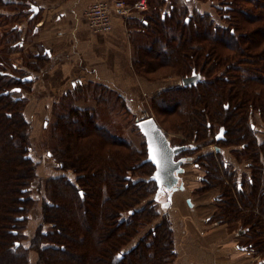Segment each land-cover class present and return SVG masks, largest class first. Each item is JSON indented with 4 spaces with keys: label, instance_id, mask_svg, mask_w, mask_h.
<instances>
[{
    "label": "trees",
    "instance_id": "1",
    "mask_svg": "<svg viewBox=\"0 0 264 264\" xmlns=\"http://www.w3.org/2000/svg\"><path fill=\"white\" fill-rule=\"evenodd\" d=\"M188 1L180 4L187 5ZM225 1L218 4V10L227 28L212 27L203 13H192V20L191 15L179 20L178 16L170 14L174 6L165 7L169 13L161 12L159 18L156 15L155 23L161 29L153 38L154 43L163 44V49L168 47V51L157 53L156 61L147 59L141 62L142 57H137V69L147 67V71H141L143 74H155L160 70L164 75L175 73L180 77L192 71L201 72L203 81L196 86L171 89L175 99L170 111L179 110L180 116L170 115L158 123L160 126L163 123L164 130H173L176 125L174 128L182 132L181 137L195 141L205 138L217 126H224L228 130L227 144L243 146L241 152L249 151L252 158H258L261 152L264 154V139L258 143L249 121L256 117L264 129V4L258 6L256 3L260 0ZM152 16L149 18L153 20ZM141 23L145 29L149 21L145 19ZM167 23L170 24L166 26ZM12 31L10 38L18 34L15 29ZM194 37L196 40H192ZM221 38H224L225 45L220 42ZM168 41L170 45H167ZM8 43H11V52L20 49L17 40L9 39ZM144 45L140 49H144ZM37 56L38 59L44 57L41 53ZM8 65L9 73H0V254L3 252L0 264H27L26 252L17 248L13 241L18 231L11 227L24 219L19 215L24 209L17 204L24 202L23 196L35 176V165L29 155L30 123L23 116L24 99L14 98L12 94L17 88L22 90L20 82L27 80L31 83V80L26 74L18 76V70L23 67L17 69L15 63ZM222 70L230 75L222 76L223 71L218 76ZM80 93L71 95L67 91L52 109L57 115L48 152L61 173L47 181L43 221L50 224L51 232L40 233L39 237L55 244H44L38 249L39 263L132 264L128 261L134 256L141 264L145 261L148 264H169L168 259L175 254L173 242L167 246L164 235L158 233L163 225L169 226L165 216H161L162 223L150 228L130 250L123 251L124 245L145 223H152L160 217L153 199L141 209H134L155 192L156 187L149 180L153 168L146 161L145 144L141 151H137L125 139L93 126L97 122V111L74 106L76 98L91 94L82 92L78 95ZM74 126L84 127L86 132H82L85 134L72 130ZM110 143L116 149H108L106 145ZM207 163L208 178L211 176L213 180V176L218 177L217 168L213 160H207ZM258 170L260 173V168ZM68 172L71 175H66ZM259 179L260 174L258 182L261 183ZM115 186L119 190L117 197L122 199L118 200L123 202L121 207L117 206V200L116 203L113 201ZM240 206L246 209L258 207L262 211L245 213L233 199H228L212 218L221 223H238L251 238L252 244L247 248H264L263 201L241 200ZM148 238L150 242L147 243ZM74 252L84 253L78 259L80 262L75 261Z\"/></svg>",
    "mask_w": 264,
    "mask_h": 264
},
{
    "label": "rangeland",
    "instance_id": "2",
    "mask_svg": "<svg viewBox=\"0 0 264 264\" xmlns=\"http://www.w3.org/2000/svg\"><path fill=\"white\" fill-rule=\"evenodd\" d=\"M184 0H167L166 6H174L172 10H170V14L175 15L176 17H179L180 19H183L190 16L192 13L194 14H201L203 13L208 17V21L211 22L212 27L216 26L227 28V23L224 22L221 18L220 11L218 10V4H224L226 2L225 0H190L187 5L184 4L181 5ZM29 4H31L30 1H28ZM151 3H154V0H147V10L137 13L139 15L140 19H147L149 21V24L145 29L141 26V24H138V22L131 23L130 26H133V28H138L139 31H134L128 33L129 37V46L130 48V54H129V61L130 66L127 70V73L129 75H126L125 82H124V93L125 96H120L117 92L114 91H106L104 88H101L100 86H93L92 91L90 93L95 96V102H96V120L97 122L93 124L96 127L104 128L107 132H109L114 137L123 138L126 141H128L133 148H135L137 151H141L143 149L144 140L141 134L139 133L137 128L135 127L134 123L137 121L140 117L143 116H152L155 117L158 122H160L168 116L176 117L180 116L179 110L170 111L173 107L172 100L175 99V97H172V90L175 85H171V83H175L176 81H179L181 78L180 76H176L175 73H171L168 75H164L162 71H158L155 74H143L145 70L147 71L148 68H139L137 69L136 60L137 57L141 56V62L147 59L156 61L157 53H166L168 51V47H165L163 49V44L161 43H154L156 40L153 38L154 36H158L156 32L160 31V25L156 24L155 21L157 20L156 15H159L163 13H169L168 10H163L160 7H157L155 5L152 6ZM247 3H242V5H246ZM258 6H261L264 4V0H260ZM249 6V5H248ZM247 7V6H245ZM249 8V7H248ZM253 7H250L249 9H252ZM153 10H157L154 13H152ZM137 11H134V13ZM154 14V15H153ZM136 15V14H133ZM153 15V16H152ZM149 16L153 17V20L149 18ZM168 17V15H166ZM191 20L193 19V16L191 15ZM16 20V19H15ZM128 20L126 21V23ZM10 24H14V22H11V20L7 23V26L3 28L0 27V46L5 44L4 39H13V42L19 38V35H14L11 38V34L8 37H3V32L6 30H10ZM170 23H167L166 26H168ZM128 26V24H127ZM163 30V29H162ZM227 30V29H226ZM229 30V29H228ZM226 33V31H223ZM228 32V31H227ZM197 34V33H196ZM199 35V34H197ZM163 36V35H162ZM25 36L24 38V44L21 46L20 49L16 48L13 49V52H11V56L8 59L9 64H16L19 74L18 76L28 75L30 76V80L32 81V75L37 74L41 67L43 66V61L41 62L40 59H38L37 54H40V47L33 43L32 38H28ZM225 38V37H224ZM224 38H221L220 42L224 44ZM32 40V41H31ZM192 40H196V37L192 38ZM149 42V43H147ZM145 45H144V44ZM221 43V44H222ZM141 45H144V49H140ZM167 45H170V42L168 41ZM225 45V44H224ZM139 53V54H138ZM37 56V58H36ZM139 57V58H141ZM144 58V59H143ZM242 69L245 68V65L241 66ZM142 71V72H141ZM224 73L222 74V72ZM221 73L217 72L218 76L222 74L224 76L225 74L229 76L230 74L225 72V70L220 71ZM215 73L214 76L217 75ZM158 76V77H156ZM217 77V76H216ZM214 77H211L210 79H213ZM29 80V81H30ZM205 80V79H204ZM21 84V91L20 92H14L12 96L20 97L24 99V108L27 105V99H26V92H28L30 89V86L32 83L28 82L27 80H24L20 82ZM133 83H134V89H133ZM89 87V86H88ZM89 90L91 88L89 87ZM122 93V92H121ZM82 92L78 95H81ZM77 95V96H78ZM117 95L120 97L118 98ZM69 98H72L69 96ZM117 100L116 102H114ZM60 101V100H59ZM58 102H55L51 109H50V116L48 118H45L43 121L38 120L37 123L32 121L33 118L30 120L27 118L28 122L30 123V131H29V139L28 144L30 148V159L35 165L34 170V177L31 179L29 183V187L27 194H25L24 202L18 203L17 205L21 206L24 210L19 215H22L24 217L23 220H19L20 222H17L14 226V228L11 227V229H15L18 231V235L13 239L15 241V246L19 248L20 250H24L27 255V264H40L38 260V249L42 248V246L45 244L46 246L55 244L51 242H45V240L40 239V233H46L51 232V226L48 223H44L43 216H44V204L47 200V181L54 177V175L61 173L58 171L57 167H55L56 163L54 162V159L49 156V149L51 148L52 141L50 140V137L54 135V124L53 121L55 120V115L52 113L53 106L55 104H58ZM71 101V100H70ZM99 101V102H98ZM134 101V102H133ZM74 102V101H73ZM72 102V103H73ZM188 104V102H187ZM75 106V105H74ZM186 107L185 109H187ZM180 109V108H179ZM93 110V109H90ZM168 110L170 112H168ZM57 113V112H56ZM186 111L182 114L181 117L184 118ZM23 116L25 118L24 110H23ZM168 121V118H167ZM177 120L174 119V124H176ZM252 122L255 125H258L259 122L257 121L256 117L252 118ZM161 126H164L163 123ZM176 125H174L175 127ZM173 130L166 129V133L168 135H172V139L179 141L180 136L182 135L181 131H178L177 128H174ZM165 128V127H164ZM167 128V127H166ZM75 132H82L86 129L84 127L74 126L72 128ZM103 131V130H102ZM86 132V131H85ZM85 132H82L81 134H85ZM104 132V131H103ZM51 141V142H50ZM110 146V147H109ZM114 145L107 144L106 147L111 150V147L116 149V147H113ZM87 148V147H86ZM91 148V144L88 146V149ZM124 149V148H121ZM92 150H94L92 148ZM101 150V148H100ZM70 172L66 173V175H71ZM195 182L192 184V186H195ZM192 188V187H191ZM117 191L118 187L115 186L114 192H113V201L116 203L117 200V206L121 207L123 205V202L121 201V198L117 197ZM217 191H211L209 194L206 195V197H196L193 196V202L195 207H192L193 202H189V200L185 197H189V193L185 192L177 199H173L170 195L167 197L165 201H162L160 204L155 205V209L160 213V217L156 218L152 221V223H148L143 225L138 234L134 236L130 242L125 244L123 251L130 250L133 245L139 242V240L144 236L147 235L150 228H154L156 224L162 223L161 216L167 217L169 226H164V228L158 229L159 235H164L162 238L166 242V245L169 246V242L172 241L174 236L172 231L174 227L179 228V224L181 222V216L189 217L193 216V214H201L200 216H203V218H207L210 213L215 212V204H211L212 198L216 195ZM31 200H30V199ZM25 199L27 202H25ZM46 199V200H45ZM121 199V200H118ZM149 199L151 197L147 198L146 200L142 201L138 206H135L134 209L138 210L141 209L145 203H148ZM204 199V200H203ZM120 204H119V203ZM125 203V202H124ZM203 203V205H202ZM126 213V212H125ZM124 213V215H125ZM144 221H142L143 223ZM234 225V224H233ZM230 224H228V229ZM181 232V229L179 230ZM148 238L147 243L150 242ZM44 243H43V242ZM12 243V242H11ZM43 243V244H42ZM174 245V242L172 243ZM19 246V247H18ZM171 247V246H170ZM173 250H174V246ZM83 248V246H82ZM73 252V251H72ZM75 253V261L80 262L78 259L80 256L84 255L83 252H74ZM3 255V252L0 254ZM175 256V254L173 255ZM132 264H141V262L137 261L134 256L129 258ZM170 260L169 264L173 263L174 257L169 258ZM144 264H148V261H145Z\"/></svg>",
    "mask_w": 264,
    "mask_h": 264
},
{
    "label": "crops",
    "instance_id": "3",
    "mask_svg": "<svg viewBox=\"0 0 264 264\" xmlns=\"http://www.w3.org/2000/svg\"><path fill=\"white\" fill-rule=\"evenodd\" d=\"M29 1L37 6L38 13L28 19L23 30L25 36L40 47L44 57L39 58L43 66L32 75L30 90L26 92L25 118H33L36 123L40 118L42 121L48 118L52 105L67 91L71 95L78 91L90 93L93 86H100L124 97V82L130 66L128 33L134 29L139 31V27L133 28L130 24H142L143 19L137 15L140 12L133 11L125 18L111 14L112 31L96 34L88 28L83 15L85 8L95 1L114 0ZM123 1L132 3L134 0ZM165 2L167 0H154L151 4L165 10ZM74 105L94 110L95 96L81 95ZM200 215L181 216L179 228L172 226L176 236L172 264H264V248H247L252 244L251 238L239 229L238 223L230 225L229 230L227 223Z\"/></svg>",
    "mask_w": 264,
    "mask_h": 264
},
{
    "label": "flooded vegetation",
    "instance_id": "4",
    "mask_svg": "<svg viewBox=\"0 0 264 264\" xmlns=\"http://www.w3.org/2000/svg\"><path fill=\"white\" fill-rule=\"evenodd\" d=\"M28 1L29 0H0V27L4 29L10 20L15 23V25L10 24V30L4 31L2 36L8 37L10 33H13L12 30L15 29L19 35L17 43L20 48L24 44L25 38L23 27L31 15L30 6L32 4H29ZM8 40L9 39L5 38V44L0 46V73L3 74H7L10 71V66L7 61L11 56V51L9 50L11 43H8ZM192 75H194L196 82V84L192 86H196L203 81V75L201 72L192 71L189 75L181 77L179 81L171 83V85H175L174 88L182 86L180 80ZM148 117L155 120L158 127L165 134L170 147H184V149L173 158L174 161H181V163L178 165V168L175 167V171L172 172L176 176V181H170L171 191L167 192V187H165L167 185H165L162 187V190H164L163 193H157L156 183L149 179L156 187L154 194L151 196L155 205L165 201L169 195L173 199H177L185 192H188L189 197H185L189 202H193V196L204 198L211 191L216 190L217 193L212 198L211 202V204H215V212H212L207 216L209 219H212L213 215L219 213V207L223 205L224 202H228V199H233L240 210H244L245 213H258L262 211V209L258 207L246 209L240 206L241 200L244 202L260 200V202L263 201L264 203V154L262 152L258 155V158H252L249 151H246L245 153L241 152L244 148L243 146L227 144L226 139H228V130L221 125L217 126L214 131H209L207 136L203 139L201 138L195 141L180 136V140L176 141L171 138L172 135L166 133L155 117L143 116L138 120ZM249 124L251 129L254 130L258 143H262L261 139H264L263 127H261L260 124L255 125L251 119ZM143 140L145 144L144 137ZM207 160H213V163L217 168L216 174L218 177H216V175L213 176V180L211 179V176L208 178V173L210 171ZM148 163L153 168V174L155 167L150 162ZM259 168L261 170L260 173H258ZM259 174V180H261V183L258 182ZM164 182L167 184L166 180H164ZM194 182L196 185L192 186ZM192 207H195L194 202ZM227 224L232 225V222ZM239 229L244 231V228H242L241 225H239Z\"/></svg>",
    "mask_w": 264,
    "mask_h": 264
},
{
    "label": "water",
    "instance_id": "5",
    "mask_svg": "<svg viewBox=\"0 0 264 264\" xmlns=\"http://www.w3.org/2000/svg\"><path fill=\"white\" fill-rule=\"evenodd\" d=\"M30 12L31 15L29 19H32L38 13L37 6L32 4L30 6ZM27 79L30 80V77H27ZM180 82L183 87H190L196 84L194 75L182 78ZM15 91L19 92L20 89L17 88ZM135 125L145 139L147 153L146 161L150 162L155 167L149 179L156 183L157 193H163L164 190H162V187L165 185H167L165 186L167 187V192L171 191L170 181H176V176L172 172L175 171V167L178 168V165L181 163V161H174L173 158L183 150L184 147H170L165 134L151 117L138 120ZM153 156L155 159H153ZM164 180L167 181V184H165Z\"/></svg>",
    "mask_w": 264,
    "mask_h": 264
},
{
    "label": "built area",
    "instance_id": "6",
    "mask_svg": "<svg viewBox=\"0 0 264 264\" xmlns=\"http://www.w3.org/2000/svg\"><path fill=\"white\" fill-rule=\"evenodd\" d=\"M147 10V0H134L126 3L123 0L95 1L88 5L83 15L92 33L107 34L112 31L111 14L125 18L133 11Z\"/></svg>",
    "mask_w": 264,
    "mask_h": 264
},
{
    "label": "snow or ice",
    "instance_id": "7",
    "mask_svg": "<svg viewBox=\"0 0 264 264\" xmlns=\"http://www.w3.org/2000/svg\"><path fill=\"white\" fill-rule=\"evenodd\" d=\"M153 159H155V157L153 156Z\"/></svg>",
    "mask_w": 264,
    "mask_h": 264
}]
</instances>
